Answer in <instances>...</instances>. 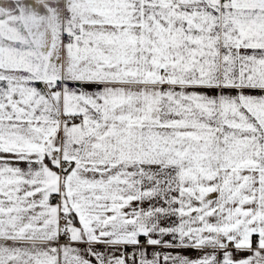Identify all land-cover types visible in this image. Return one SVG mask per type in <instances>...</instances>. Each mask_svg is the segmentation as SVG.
<instances>
[{"label": "snow or ice", "instance_id": "obj_1", "mask_svg": "<svg viewBox=\"0 0 264 264\" xmlns=\"http://www.w3.org/2000/svg\"><path fill=\"white\" fill-rule=\"evenodd\" d=\"M0 264H264V0H0Z\"/></svg>", "mask_w": 264, "mask_h": 264}, {"label": "crops", "instance_id": "obj_2", "mask_svg": "<svg viewBox=\"0 0 264 264\" xmlns=\"http://www.w3.org/2000/svg\"><path fill=\"white\" fill-rule=\"evenodd\" d=\"M185 254H187L189 256H195L196 255V253L192 252V251H187V252H185Z\"/></svg>", "mask_w": 264, "mask_h": 264}]
</instances>
